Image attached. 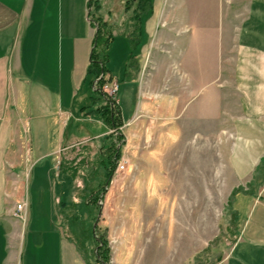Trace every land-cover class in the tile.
Instances as JSON below:
<instances>
[{
	"label": "rangeland",
	"instance_id": "obj_1",
	"mask_svg": "<svg viewBox=\"0 0 264 264\" xmlns=\"http://www.w3.org/2000/svg\"><path fill=\"white\" fill-rule=\"evenodd\" d=\"M122 2V25L107 24L114 33L105 66L114 79L106 77L108 86L112 81L118 86L124 118L134 114L127 123L121 120L117 133L107 128V133L121 135L114 169L106 177L107 169L97 162L104 157L107 138L65 150L58 172L54 157L37 159L33 138L32 160L37 169H48L51 183L58 176L70 182L64 188L74 198L60 209L59 218L64 234L77 239L83 249L84 257L79 256L84 264H220L237 234L233 196L252 186L237 184L241 181L222 161L228 139L220 137L221 119L206 129L204 118L194 117L197 106L191 112L195 119L190 118L195 98L190 100L189 95L211 82L218 88L213 112L232 107L235 95L227 83L234 81L238 28L245 29L250 42L264 47V0H164L147 39L144 34L136 36L138 17H128L135 13V2ZM131 23L137 37L133 43L126 33ZM121 28L124 32L117 33ZM222 84L220 100L216 95ZM92 96L96 108L110 103L107 97ZM69 124V131L81 128L78 136L105 129L92 114ZM19 145L22 153L14 156L17 161L10 168L24 178L26 139ZM91 197L98 199L93 203ZM94 231L106 242L107 260L100 251L98 255Z\"/></svg>",
	"mask_w": 264,
	"mask_h": 264
},
{
	"label": "crops",
	"instance_id": "obj_2",
	"mask_svg": "<svg viewBox=\"0 0 264 264\" xmlns=\"http://www.w3.org/2000/svg\"><path fill=\"white\" fill-rule=\"evenodd\" d=\"M92 1L103 21L122 25V0ZM151 1L140 19V34L146 39L164 10V0ZM92 9L89 0H0V264H84L59 218L60 209L74 198L64 188L70 182L55 174L57 180L51 183L48 169H37L31 154L34 138L37 159L54 157L58 172L65 150L95 143L92 139L100 142L107 134V126L93 111L96 104L87 102L84 86L91 79L86 73L95 35ZM235 40L234 81L227 83L235 95L232 107L213 112L218 88L210 82L194 95L190 91V100H195L189 114L204 118L206 129L221 119L220 137L228 139L222 161L241 181L237 184L252 186L233 196L237 234L220 264H264V47L250 42L240 26ZM143 50L142 44L138 55ZM104 75L114 79L109 70ZM220 88L216 96L221 100L225 85ZM119 112L124 123L134 114L126 119L120 107ZM91 114L104 131L78 136L81 128L68 130L71 120L79 122ZM22 138L28 148L24 178L10 168L17 161L14 156L22 153ZM17 202L24 203L21 218L14 214Z\"/></svg>",
	"mask_w": 264,
	"mask_h": 264
},
{
	"label": "trees",
	"instance_id": "obj_3",
	"mask_svg": "<svg viewBox=\"0 0 264 264\" xmlns=\"http://www.w3.org/2000/svg\"><path fill=\"white\" fill-rule=\"evenodd\" d=\"M131 1L135 2V0H131ZM89 3L90 5H93V9L91 10L90 15H91V22L95 28V35H94L93 44H92V48L90 52V63H89V66L87 68V73H86V75L90 77L91 79L88 81L86 80V84L84 86H85V89L87 90L89 97L92 100L91 103L92 102L94 103V97L92 96L93 94L98 95L99 97L105 98V96L101 93L100 90H97V89L93 90L92 85L94 84V81L100 75L101 72H103L104 74L108 72V69L105 66V62L107 60L106 49L108 48L113 35L109 31V26L107 25L105 21H103L102 16L98 12V5L92 0H89ZM135 4H136V8H134L135 13L131 14L130 17L133 19L135 16L138 17L137 22L135 23V25L134 23H131V26H132L131 31L126 32L128 41L130 43H133L134 41H136L137 40L136 36L140 35L141 15L150 10L151 0H138L137 2H135ZM125 7L126 9H128L129 7L128 4H125ZM133 25L135 26V29H137V32L135 29H133ZM133 31L137 33L136 36H134ZM129 65H130V62L128 63V66ZM104 81L105 80L102 77L98 79L96 81L97 88L101 87ZM93 111L100 116L101 120L107 126V128L114 129L115 133H117L116 128L122 123L119 108L117 105L112 104V103H106L103 107L95 108ZM112 133H107L104 137L109 140V142L107 143V146L103 149V152L105 153L104 157L100 156L97 158L98 164L99 165L101 164L103 168L107 169L105 173L106 177H109V175L111 174V171L114 169L115 163L119 156V147L117 146V144L121 140V135L118 134L114 136L113 135L114 133L113 134ZM97 199L98 197H96V199L94 197H91V200H92L91 202L95 203V200ZM87 212L88 214H90V210L88 208H87ZM93 235L94 237L92 239L93 241H95V243H97L98 255L100 251V253H102L103 258L107 260L108 257L105 254L107 250V248L105 247L106 246L105 240L98 238L95 235V231L93 232ZM70 239L75 245L78 254L84 257V254H82L81 252L83 251V249L81 250V246H79L78 240L72 239V238ZM84 252L86 253L88 251L85 250Z\"/></svg>",
	"mask_w": 264,
	"mask_h": 264
},
{
	"label": "built area",
	"instance_id": "obj_4",
	"mask_svg": "<svg viewBox=\"0 0 264 264\" xmlns=\"http://www.w3.org/2000/svg\"><path fill=\"white\" fill-rule=\"evenodd\" d=\"M101 77L105 81L103 82L101 87L97 88L96 81L98 79H100ZM107 82H108L107 77L104 75L103 72H101L100 75L94 81V84L92 85V89L93 90H96V89L100 90L101 93L105 96V98L107 97V99L110 100V103L118 104V99H117L118 86L115 83V81H112L111 83H109V86L107 85ZM118 167L122 169L123 164H119ZM23 209H24V203L23 202H17L15 205V212H16L17 217L21 218V214H22Z\"/></svg>",
	"mask_w": 264,
	"mask_h": 264
}]
</instances>
